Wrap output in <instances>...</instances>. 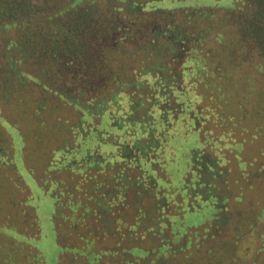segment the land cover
I'll return each instance as SVG.
<instances>
[{
  "label": "trees",
  "instance_id": "obj_1",
  "mask_svg": "<svg viewBox=\"0 0 264 264\" xmlns=\"http://www.w3.org/2000/svg\"><path fill=\"white\" fill-rule=\"evenodd\" d=\"M216 1L189 4L187 0H0V91H17L23 86H32L33 81L42 87V94H50L58 103L65 100L69 106L79 107L76 99L81 94H90L94 99L90 107L81 110L83 122L61 129L65 130L62 137L70 135V141L58 143L56 135L55 142L50 143H55L52 148L42 139L54 140L53 133L60 120L48 132L44 130V134L34 126L29 136L16 120L0 114V264H46L44 217L49 218L54 232L55 264H100V258L110 259L114 255L121 258L122 264H147L146 260L151 257L149 264H158L161 257L163 262L172 261L178 250L186 248L181 241L164 238L149 249L144 246L149 254L146 260L133 254L134 249L142 250L143 237L144 241L154 238L157 228L142 221L145 215L138 203L142 191L153 195L155 219L159 225L169 226L170 234L173 220H166L163 211L174 203L171 197L175 190L179 195L174 203L177 207L185 204L186 209H199L189 200L184 172L183 178L178 177L179 182L172 184L177 171L174 173L173 169L180 160L177 148L186 165H190L193 151L205 147L211 138L204 132L203 139L201 127L194 123L205 119L201 113L184 117V107H190V97L183 85H190L191 91L197 90L195 94L202 96L210 92L212 104L220 109L212 114L210 119H214L215 125H210L207 132L221 135L229 129L235 133L237 130L229 125L236 126L239 122L246 125L243 129L258 131L255 127L258 122L264 129V94L254 86L255 75L248 74L241 82L235 69L248 59L241 57L239 51L248 54L255 49L264 57V0H234L241 1L244 7L236 3L225 7ZM195 11L203 12L209 31L217 30L214 49H200L205 53L200 56H206L205 65L191 66L192 71L203 72L201 76L205 78L194 77L186 82L185 64L180 75H168L169 79L153 74L155 61L160 58L162 38L167 35L176 43L187 32V27L181 24L193 23L189 14L198 16ZM240 18L245 19L241 24L243 34L236 41L233 33L235 22ZM222 25L226 26L227 34ZM204 33L199 28L186 41L204 42ZM224 35H227L225 39ZM179 47L169 49L175 60L183 57V48ZM223 48L225 52L221 54L219 49ZM43 49L51 54L48 62H43L47 59ZM36 65L55 66L53 78L42 79ZM207 70L213 77L207 78ZM133 84L141 89L149 84V88L136 94ZM166 84L175 86L169 87L166 93ZM177 86L180 88L176 89ZM130 87L135 94L128 91ZM173 93L182 94L183 107H178L177 113L167 100ZM233 100L236 113L228 109L232 105L234 108ZM45 107L41 102L36 110L42 111ZM197 107L202 109L200 104ZM138 109L143 110L139 115ZM35 123L45 125L44 119ZM31 137L33 143L29 144ZM188 139L196 143H189ZM178 142L182 144L179 147L175 146ZM235 148H240V142ZM42 150L47 154L40 153ZM262 151L258 153L261 155ZM31 182L36 184L35 189L30 186ZM127 185L136 192L134 197L130 196ZM19 195L25 199L19 200ZM134 205L130 215L128 210L116 214L111 211L113 207V210L124 206L130 209ZM238 219L235 215L231 221L227 241L235 238L244 225L243 217L242 221ZM227 221L226 214L217 220L218 225ZM100 235L119 236L120 241L110 247L96 242L94 249V239ZM119 246L122 251L130 249L132 255L120 252ZM65 252L81 255L84 260L66 259Z\"/></svg>",
  "mask_w": 264,
  "mask_h": 264
},
{
  "label": "rangeland",
  "instance_id": "obj_2",
  "mask_svg": "<svg viewBox=\"0 0 264 264\" xmlns=\"http://www.w3.org/2000/svg\"><path fill=\"white\" fill-rule=\"evenodd\" d=\"M187 2H190L191 4H200V2L207 4V0H187ZM216 2L225 7L230 6L231 3H236V6L244 7L241 1L217 0ZM195 13L198 16H196L194 13L189 14L193 23L190 22L189 24L187 22V24H189L188 26L185 25V23L181 24V27L183 25L187 27V32L185 33V35H182L176 43H174L171 37L167 35L162 38L163 42H160V40L156 41L157 43L160 42L161 52L158 55V57L160 56V58L157 60L159 63L155 61L156 65H154L153 67L155 70L153 71V74H162L166 77L168 75H171L172 77H175L176 75H180V73L184 71V69L181 67L185 64L187 68L186 71H184L186 82L192 80L194 77H198V79L205 78V76H201L204 75L203 72L202 74H199L197 72V69L195 71H192L191 66L192 68L196 66L198 68L200 65H205L206 56H200L202 54H205L204 51H201L200 49L202 47H210L214 49V42H216L214 36L217 30H213L212 32L209 31L207 26V19L203 18V12L201 13L199 11H195ZM219 14H222L221 10L219 11ZM243 21H245V19L240 18L235 22V34L233 33L235 37L233 38L236 41L243 34V29L241 28V24L243 23ZM223 26L224 25H222L221 28L225 33L227 28L226 26ZM199 28L205 30V33L202 34L204 37V42L201 41L199 44H191L190 40L186 41V38L189 36V34L196 35ZM207 33L210 34L207 36ZM226 37L227 35H224L223 38L225 39ZM194 38L196 37L194 36ZM225 44L230 45L228 43ZM176 45L180 46L179 49L181 47L183 48V50H181V54L183 55V57L177 60L173 58L174 56L169 51L171 47L176 49L178 47ZM197 46L201 47L196 48L195 50L194 47ZM225 47L228 48L227 46ZM224 49L225 48L219 49L221 54H224ZM42 51L43 55L47 56V59L43 62H48V59H51V54L48 52L49 50L47 51V49H43ZM247 53L248 54H245V52L243 51L238 52V54H241V57L246 56V58L248 59L245 60L242 64L238 65V67H235L236 73L238 74L241 82L248 77V74H254V79L256 80L254 82V86L257 87L256 90H258L260 94H264V90H262L264 89V57L258 55L257 50L255 49ZM36 67L39 68L38 71L42 75V79L53 78L55 66L36 65ZM191 71L193 73H191ZM208 71L209 70H207V78L213 77L212 73L210 74L208 73ZM158 78L159 77H157V79ZM167 78L169 79L170 77L168 76ZM25 80L30 81L29 77H26ZM160 81L161 79L158 80L159 83ZM42 82H44V80H42L41 83ZM31 83L32 86L26 85L25 87L23 86V88L17 91L5 92L1 90L0 114L2 116H5L6 119L16 120V122L19 123L18 126L23 128V130H26L29 136L33 134L32 128L34 126L35 129L41 128V134H44V130L48 132L54 122L56 123V125L58 124V119L60 121L56 127V130L58 129V131L55 130L53 133L54 140L53 138H51L50 141H46L45 139L41 138L42 140H44L43 143L49 144V148L50 146L52 148L55 143L52 145L50 143H52L53 141L55 142V138L58 136L59 140L56 141L58 143L62 144L70 141V135L62 137L66 128L71 127L72 124L83 122L82 117L84 116L81 113V110L83 107H90L89 104L93 103L94 100L92 99L93 96H91L90 94H81V96L76 99L79 107L69 106L65 100H62L58 103L56 98L50 96V94H42L40 91L42 87L36 86V84H33V81H31ZM166 85V93L170 91L169 87L175 86L168 84ZM133 86H136V94H141L147 91L149 88V84L143 86V89L138 88V85L136 84H133ZM183 87L186 89V92L188 93L187 95H189L190 97V107H188L187 105L184 107L186 110L184 112V117L190 118L196 113H201L202 116L205 117V119L203 121L195 120L194 123L196 122V125L198 124V126L196 127H201L202 133L200 134V136H202L203 139L204 132H206L207 137L211 138L208 141V144L206 142L205 147L193 151V158L190 162V165H186L187 162L186 160L184 161V158L182 156L183 154L180 153V149L177 148L180 154V160L178 161L177 166H174V171L172 170L174 173L175 170H177L176 175H174L172 179V184L173 186H175L179 182L178 177L183 178L182 176L184 172L186 176L185 179H187L189 200L190 202H193L195 206L198 205L199 209L196 210L194 207H191V209H186L187 206L185 207V204H181L179 205V207H177V205L174 203L175 198H177L179 195L175 190L174 195H172L171 197L174 200V203L171 202L170 206L163 211L164 218L166 220H173V222H171V237L170 227L159 225L160 222H158V219H155L157 216V212L153 208V195L148 194L147 190L144 192L142 191L143 196L138 201V203L141 204L140 206H142V212L145 215V218L142 221H144V225L148 223L149 226H157V231L155 229L154 238H149L148 240L145 239L144 241L143 237L142 242L144 245L142 244V246H140L143 251L140 249H134L133 254L137 258L140 257L142 259H145L149 256V254H147L146 252V249H149L154 244H157L156 241L162 240L164 238H173L174 241H181V245L184 248L186 246V248L183 251L178 250L177 254L175 255L176 258L172 261L171 259H168L166 262H163L161 257L158 264H203V262L207 264H264V212L260 217H258L259 213L262 210L264 211V189L262 190V188H264V155L262 156V154H264V151H262V149L264 150V129L263 127H260V122H258V125L255 126L258 131L253 128L243 129V127H246V125L242 122H239V125L236 126L229 125L230 128L237 130L234 131L235 133H231L229 129L228 131H223L221 135H218L215 132H207V129L210 127V125H215L213 121L214 119H210L211 116H213L212 114L218 113L220 109L212 104L210 92H207V94L202 96L200 94H195L198 93L197 90L195 92L191 91L190 85L188 84L183 85ZM179 88L180 87L177 86L176 89ZM128 91H133V94H135L132 87H130ZM149 92L154 93L151 89H149ZM8 97H12L10 101H7ZM256 99H258V97H256ZM167 100L170 103L171 107L174 109L173 111L175 113L178 112V107H183L181 101V93H173L167 98ZM231 101L232 100L230 99V102ZM41 102L45 104L46 107L42 111H37L36 106H38ZM233 102L234 108L233 105L230 106L229 104L230 107H228V109L236 113V101L233 100ZM199 104L202 109L197 107V105ZM252 104H255V102H252ZM220 107L222 106L220 105ZM140 109L137 110V115L143 112V110ZM256 110H259V106H256ZM40 115L45 122V125H43L44 128L42 125H35V122H39V120H42L39 118ZM235 118L238 119L236 116ZM190 122H188V125L190 124ZM86 125L87 124H85V126ZM63 128L65 130L61 131V129ZM193 137L194 136H189V139H192ZM4 138L7 140V137ZM194 139L195 138H193V140ZM17 140L18 138L15 137V142ZM194 142L196 143V141ZM239 142L240 148L237 149L235 148V144ZM28 143H33V137L28 138ZM180 144L181 143L178 142L175 146L179 147L182 145ZM40 145L42 146V144ZM259 150L262 151L261 155L258 153ZM235 152H237V155L235 154ZM40 153H46V151L42 150L40 151ZM173 155L175 157V154ZM176 159L178 160L179 158L176 156ZM186 166L188 168L185 169ZM260 166L262 167V169H260ZM19 169L23 171V167L21 165H19ZM27 179H29L28 176ZM169 180L171 181V176L169 177ZM126 182H124V184ZM29 184L33 187V189H35V183L31 182ZM127 189L131 192L130 196L132 194V197H134V194L136 192L134 191L133 187L127 185ZM185 194L186 192L184 191V195ZM23 195L25 196V194ZM16 196L18 197L17 193ZM139 198L140 196L136 199L138 200ZM20 199L21 198L19 195V200ZM24 199L22 197L21 200L23 201ZM205 199H207V203L204 202ZM180 200L182 201V199ZM32 203L34 202L32 201ZM135 206L136 205L132 207L130 206V209L128 206H124L118 208L117 210H113V208H115L113 207L111 211L113 214H116L114 212L121 213L122 211L128 210V213L130 215L134 209L133 207ZM219 207H222V209ZM185 211L187 212L184 213ZM189 211H192L193 213H190ZM177 214L179 215L176 217ZM223 214H226L228 216V221L224 224L218 225L217 220ZM235 215L239 217V219L241 218V216L243 217L244 225H242L241 229L237 232L235 238L227 241V236H229L228 230L230 229V226L232 224L231 221H233ZM48 220V217H44L43 219L44 226L46 227L45 231H47L46 240L43 243V248L46 251L44 257L46 264H55V252L57 250L53 240L54 232L51 229L50 221ZM92 223H94V221ZM253 225L254 227H252ZM60 228L63 229V226H60ZM21 229L26 230V227H21ZM81 229L83 228L81 227ZM159 230H162V232H159ZM212 234H214V236H212ZM178 238L179 240H177ZM94 241V249H96V242L99 246L107 245V247H110L111 245L113 246L115 242L120 241V237L100 235V237L95 238ZM186 242L188 243L186 244ZM144 246L146 247V249ZM229 248H231L230 250L232 251V253L229 251ZM119 250L120 252L125 253V255H132L130 249L122 251V247L119 246ZM73 251L77 252L80 250ZM70 257H72L73 259H79V261L84 260V257L81 255L73 254V252H65V258L70 260ZM150 259L146 260L147 264L150 263ZM99 263L122 264L121 258L117 255H114L110 259H108L107 257H102L99 259Z\"/></svg>",
  "mask_w": 264,
  "mask_h": 264
}]
</instances>
